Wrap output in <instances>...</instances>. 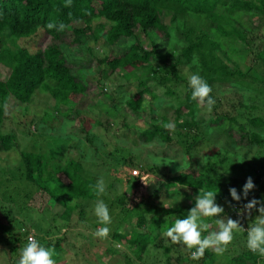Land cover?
Masks as SVG:
<instances>
[{
  "label": "trees",
  "instance_id": "16d2710c",
  "mask_svg": "<svg viewBox=\"0 0 264 264\" xmlns=\"http://www.w3.org/2000/svg\"><path fill=\"white\" fill-rule=\"evenodd\" d=\"M49 23L56 27L49 28ZM61 24L65 26L62 31L59 30ZM40 32L58 44L53 42L44 49L34 47ZM68 32L73 34L70 43L62 41ZM86 34H91L93 44L99 37L112 47L127 45L125 41H129L126 51L109 54L97 63L103 66L105 77L118 70V75L128 77L132 74L131 77L135 78L139 89L124 103L131 112L145 111L144 94H149V101L157 98L155 89L150 86L152 80L166 86L167 94L178 101L174 109L173 130L164 127L168 119L161 114L159 118L153 117L144 128L122 121L121 136L144 144L154 140L172 142L176 137L188 162L183 161V166L179 164L177 174L167 176L159 165H147L145 159L131 156L129 147L113 148L114 152L107 151L106 157L117 155L119 166L127 167L126 172H119L116 181L123 187L121 193L111 198L106 194L98 196L94 186L99 172L86 176L85 165L89 162L85 158L84 162L69 159L63 163L56 158L43 159L41 152L17 149L15 135L3 134L0 129V153L16 149L22 180L31 187L30 194H23L27 200L22 202V207L35 206L40 201L44 207L48 202L62 205L61 225L70 228L78 224L74 219L75 224L69 222L75 212L76 219L83 222L81 226L88 224L86 209L98 200H103L109 213L113 211L110 213L111 222L116 215L121 217V223L127 222L128 213L133 211L137 218L135 228L142 227L143 231L134 234L132 229L127 233L110 230V234L113 240L128 244L134 258L140 260L150 246L162 248L166 253L170 251L171 245L166 244L167 237L162 234L174 225L175 219L187 216L200 188L217 193V203L225 209L222 215H229L233 204L243 205L253 198L252 192L246 199L243 196V185L249 176L253 178L256 196L264 194V158L259 161L249 155L264 149V118L254 111L262 109L261 102H264V0H0V125L8 115L5 105H13L12 111L30 104L35 91L42 89L52 97L57 109L60 107L63 112L66 107L67 113L63 117L77 120L87 144L93 146L91 141L97 136L93 129L89 130V123L98 121H91L83 112L103 107L104 115L108 117L118 104L112 95L102 91L103 86L92 94L95 96L102 91L107 102L92 100L85 106L79 104L88 89L82 69L73 68L72 61L80 63L84 57L71 56L69 46L79 45L92 54V45L82 40ZM191 74H199L207 81L214 100L220 101L223 92H229L230 111L214 114L206 122L196 120L199 104L191 99L192 90L188 84ZM182 114L186 118L177 121ZM110 124L109 120L99 123L105 131H109ZM202 143L208 146L204 154L221 156L215 161L220 167L226 165L227 170V163L232 160L230 167L238 170V174L201 172L198 160L191 158V150L193 144L195 147ZM96 149L94 147L98 153ZM134 166L139 169L138 174L131 173ZM152 176L157 179V187L151 194L155 198L151 201L152 196L148 195L128 209L131 194L146 186L141 178L149 183ZM232 187L240 193V201L232 198L229 191ZM182 189L192 190L191 202L171 207L167 213L161 212L156 206L160 191L176 201L180 195L187 196ZM2 198L0 196V200ZM7 202L8 206L0 203V243L11 245L10 249L3 248L7 254L6 264H17L18 259L11 255L20 245L27 243L28 233L21 231L27 230V224L15 217L19 213L11 212L13 207L23 209L16 207L15 197L7 195ZM231 215L233 219H240L238 215ZM90 216H93L92 224L96 229L100 228L95 213ZM211 218H204L210 226ZM243 221L248 222V219L245 217ZM210 229L206 234L211 232ZM66 240L65 235L54 242L42 240L40 244L54 251L55 263L66 256L71 264L79 256V251H70L72 245L64 244ZM246 240V230L240 228L234 233L232 243L221 254L225 257L223 264H264V258L244 245ZM106 250L112 252L109 247ZM213 256L215 252L208 249L193 264H212ZM124 259L126 264L133 262L127 254Z\"/></svg>",
  "mask_w": 264,
  "mask_h": 264
},
{
  "label": "rangeland",
  "instance_id": "374dc122",
  "mask_svg": "<svg viewBox=\"0 0 264 264\" xmlns=\"http://www.w3.org/2000/svg\"><path fill=\"white\" fill-rule=\"evenodd\" d=\"M72 38V32H68L66 38L62 39V41L70 43L69 41H71ZM141 39L142 38L140 36V41ZM82 40L85 41L86 44L92 45V54H88L87 51L79 48V45L70 44L71 46H69L71 56L78 57L82 55L84 57V60L80 63L72 61L73 68L82 69V76L84 77V81L87 84L88 89L84 93L85 97H82L79 104L85 106L87 104H91L92 100H103L104 102H107L101 93L102 91L105 94L112 95L114 101L117 102L118 105L108 117H105L103 107H94L95 109L93 110L89 109V111L83 112V114H88L87 117H90L91 121L93 119L94 121L101 123L103 121L105 122V120H109L111 122L109 125V131H105L102 127H100L98 122H95L94 124H91L90 122L89 130L93 129V132L97 136L96 140L91 141L93 146L90 147L80 132L79 122L77 120L70 121L69 119L67 120L63 117V114L67 113L66 107L63 112L60 107L57 109L54 106V100L48 92L38 89L35 91L36 93H34L30 104L19 106L12 111L11 109L13 105L8 104L7 118H5L0 125L1 132L3 134L12 133L15 135V142L18 145L17 149L33 151V153L41 152L43 159L52 160L56 158L57 161L60 160L63 163L69 159L75 161L81 159V161L84 162L85 158L86 161L89 162V164L85 165L87 170L86 176L93 173L97 174L99 172L98 177H96V181L101 177L103 178L106 190L102 195H109L110 198L113 197L114 194L121 193L120 190H122L123 185L122 183L116 181L119 178V172L121 170L126 172L127 170L126 166H119L117 155L115 157L111 156V158L106 157L107 151L112 153L114 152L112 150L113 148L119 149L120 147V150H122L124 147H129L131 156L138 158V160L139 158L145 159L147 165L154 163L159 165L161 167V171H163V173L167 176L177 174L179 172V164L183 166L185 165L183 161L188 162V160H186L185 153L182 151L180 143L176 141V137H172L174 138L172 142L154 140L153 142L144 144L139 142L135 143L132 138L126 139L124 136H121L122 121H126L127 123L135 125L139 128H144L152 122L153 117L159 118L161 114H163V116H166L168 119V123L174 124V109L178 105L177 99L167 94L168 90L166 86L156 84L152 80V82H150V86L155 89L157 98L153 101H149V94H144L143 97L146 101V105L144 107L145 111L139 114H134L125 106L124 103L139 89V87L135 85V78L131 77L132 74L128 77L118 75L116 74L118 73V70L115 71L116 73L105 77L103 76V66L97 63L98 60L109 56V54H120L126 51L129 41H125V44L127 45L120 44V47H112L108 46L100 37L98 38L97 43L93 44L91 34L84 35ZM53 42L54 40H52L49 35L44 32H40L38 39L35 43H33V46L44 49ZM138 73L136 75H138ZM99 86H103L102 91H99V93L94 96L92 93L97 91ZM221 96L220 101L215 100V104L213 105L211 111H208L206 106L199 105L196 113V120L206 122V120H209L210 117H214V114L220 115L222 113H228L230 107L228 99L231 98V95L229 92L225 91ZM78 97L81 98V96ZM147 102L149 103L147 104ZM217 102L219 105H217ZM261 107L262 109L254 111L257 112V114L262 115L264 118V102H261ZM150 108L151 110H149ZM182 110L187 112L185 107H182ZM255 112L251 113L256 114ZM185 118L186 116L182 114L178 117L177 121L181 122ZM202 124V126H205L204 123ZM113 136H116V138ZM194 145L195 144L192 145L193 150H191V158L198 160L199 166H201V172H207L210 170L216 171L217 174L222 172L238 174V170L230 167L232 160L227 163L229 169L227 170L226 165L220 167L217 161H215L216 158L219 159L221 156L213 154H209L207 156V154H204L205 149L208 147L205 143L196 145L195 147ZM94 147L97 148L96 150L98 153H95ZM249 155L253 156L254 160L261 161L264 158V149L255 150ZM177 160H181L182 162L180 161L181 163H177ZM90 162H92V164H90ZM133 169L137 170V174L139 173V169L137 167L134 166ZM236 174L233 176H236ZM111 182H113V185H110ZM156 187L157 179H155V176H152L149 184H147L145 188L144 186L140 187V189H138L133 195L130 193L131 196L128 201V209L138 204L140 199H144L148 195L152 196L151 194ZM31 192L30 185L22 180L21 165L18 161L16 149L0 153V193H2L0 196L4 197L0 200V203L8 206V195L15 197L16 207H22V202L27 200L26 198H23V194H30ZM181 192H185L187 196L183 197L180 195L176 197L177 199L174 201L169 199L167 193L161 190L159 197L156 199L158 202L156 206L161 212L167 213L171 207H175L180 203L189 204L191 202L190 198L192 197V190L182 189ZM250 192H252L251 195L253 198L264 201V194L259 195V197L256 196L255 190H251ZM182 197L183 199L177 202ZM154 198L155 196H152L149 200L152 201ZM162 199L170 205V208H165L163 206ZM151 203L153 204V202ZM233 206H235V209L233 207L229 215H222L223 218L226 219L228 216L232 217L231 214L238 215L237 210L243 205L233 204ZM38 207L40 209H38ZM22 208L23 209L21 211L19 208L15 207H13L14 210H11V212L16 211L19 213L16 214L15 217L27 224V230L21 231L23 233L31 232L39 243H41L42 240L54 242L57 238L64 237L66 235L67 240L64 244L72 245L69 249L72 252L79 251V256L77 259L75 258L76 260H74V264H126L124 254H127L133 259V262H130L131 264H165L166 261L171 262V264H193L195 260L191 257V251L189 249L183 245L173 244L169 238H164L166 244L171 245V249L168 253L164 252L162 248H153L150 246L148 252H145L140 260H136L132 254V248L124 242L113 240L110 234L111 232H109L107 238L103 239L93 235L95 230H97L95 224H92L94 222L93 216H90L91 213H95L93 204L90 205V208L86 209L89 215L87 220L90 223L88 222V224L81 226L83 222L76 219L77 213L75 212L76 214L72 213L73 216L69 222H71V224H75V221H77L78 224L76 223V227L72 228L66 225H61L63 223H61L59 219V214L63 211L62 205H53L48 202L44 207V205H42V201H40L38 203L36 202L35 206L32 205L28 206V208ZM116 212H118V210H115V213ZM110 213H113V211ZM120 215L123 216V214ZM256 215L257 213L253 211V219ZM148 216L149 215H146V217ZM119 218L121 217L119 216ZM119 218L116 215L112 219L110 225L106 226L101 224V227L106 226L110 230H115L120 233L121 231L123 233H127V231L131 229L134 234H137L139 231H143L142 227L135 228L137 226V218L133 211L128 213L127 222L121 223L122 221ZM73 219L75 220L74 222H72ZM215 220L216 217L211 218V231H215L217 229V225L214 222ZM241 224L243 226L241 229L246 230L249 221H243ZM143 229L146 230V228ZM84 230L85 232H83ZM162 235H164V233ZM206 235H208L206 232L202 233V236ZM24 245L25 243L20 245L17 250L12 253V258L19 259L21 249ZM244 245H246V243ZM10 247L11 245L9 244L0 243V264H6L7 259V254L3 251V248L10 249ZM107 247H109L112 252L116 253L106 250ZM194 250L195 249L192 251ZM64 257L65 259H61V261L55 264H68L69 257H67V259L66 256ZM98 257L100 258L98 259ZM224 258L225 257L223 255L215 253V256L212 257V264H223L225 261Z\"/></svg>",
  "mask_w": 264,
  "mask_h": 264
},
{
  "label": "clouds",
  "instance_id": "9594fccd",
  "mask_svg": "<svg viewBox=\"0 0 264 264\" xmlns=\"http://www.w3.org/2000/svg\"><path fill=\"white\" fill-rule=\"evenodd\" d=\"M49 28H54L56 25L49 23ZM64 25L59 26V30L64 29ZM188 84L191 88V99L196 101L201 106H206L208 111H211L215 100L211 96L212 88L199 74H191L188 76ZM7 110V105H5ZM169 130L174 129V124L167 123L164 125ZM147 185L143 178H141ZM255 188L253 178L249 176L243 186V196L246 199L248 193ZM106 190L103 178H99L94 186L96 195H102ZM230 194L236 201L241 200V195L235 187L230 188ZM183 199L180 198L177 202ZM194 206L187 212V216L175 219L174 225L167 229L164 235L171 240L173 244L183 245L191 251V257L195 260L201 259L205 251L211 249L216 254H222L227 246L232 243L234 233L239 231L242 226L241 220L245 217L249 224L246 228L247 240L246 246L253 253L264 258V201L257 198H252L247 203L243 204L237 210L240 219H233L228 216L226 219L222 217L225 209L217 203V193L206 191L203 188L199 189V193L194 196ZM162 204L165 208H170V205L162 199ZM235 207V206H233ZM253 211L257 213L253 219ZM94 212L102 225L111 224V216L108 206L103 200H98L94 205ZM220 217L215 220L217 229L211 231L207 236H202L203 232L208 231L211 227L205 222L204 218ZM110 229L108 227L98 228L93 235L101 239L107 238ZM195 249L194 251H192ZM54 251L42 246L34 237L29 236L27 243L23 246L20 252L17 264H55L53 260Z\"/></svg>",
  "mask_w": 264,
  "mask_h": 264
},
{
  "label": "built area",
  "instance_id": "2783aa9c",
  "mask_svg": "<svg viewBox=\"0 0 264 264\" xmlns=\"http://www.w3.org/2000/svg\"><path fill=\"white\" fill-rule=\"evenodd\" d=\"M131 173H132V174H137V170L133 169V170H131ZM29 236L34 237L33 234L30 232V233H28L27 236H26V239H27V240H28V237H29Z\"/></svg>",
  "mask_w": 264,
  "mask_h": 264
}]
</instances>
